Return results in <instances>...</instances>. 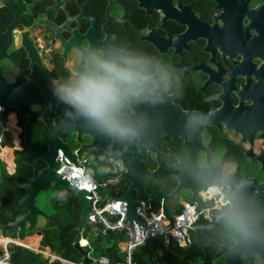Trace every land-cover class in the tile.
Here are the masks:
<instances>
[{
	"label": "flooded vegetation",
	"instance_id": "af4514ba",
	"mask_svg": "<svg viewBox=\"0 0 264 264\" xmlns=\"http://www.w3.org/2000/svg\"><path fill=\"white\" fill-rule=\"evenodd\" d=\"M93 51L138 60L150 77V93L124 110L139 130L131 140L110 135L77 112L78 149L104 139L109 150L127 155L130 168L148 171L143 189L161 192L160 202L183 190L189 197L206 190L223 205L213 213H228L225 223L208 230L209 238L197 236L213 262L223 264L216 246L237 243L243 252L252 251L238 264H264V0H0L3 90L17 94L34 82L75 111L53 89L82 72ZM25 119L12 108L2 124L14 144V166ZM50 122L38 119L32 141L34 128L40 133ZM81 153L87 162L95 157L99 170L114 161L101 149ZM238 217L250 226V235L235 226ZM172 252L186 257L177 248Z\"/></svg>",
	"mask_w": 264,
	"mask_h": 264
},
{
	"label": "water",
	"instance_id": "95a60500",
	"mask_svg": "<svg viewBox=\"0 0 264 264\" xmlns=\"http://www.w3.org/2000/svg\"><path fill=\"white\" fill-rule=\"evenodd\" d=\"M0 77V106L2 108V124H6V114L12 108H15L20 117H25L23 122L24 139L27 144V151L25 153L18 154V157L26 164L32 167V175L25 181H16L19 187L20 194H18L17 205L11 212V217L8 218L0 213V224L3 226L2 231L6 229H16V237L18 243L13 244V252L11 255L12 264H20V254L24 247L22 244L27 237V229L32 223L34 217L38 219L48 220L47 214L36 204L37 196L40 192L51 190L59 193L63 191V205L65 206L71 199L76 200L79 205V220L76 225L70 230L74 234L75 241L71 244H66L61 238H58V252L66 254L70 249L77 250L83 256V263L89 264L92 260L88 257L90 249L86 246L79 244L81 235H88L86 225L93 226L94 229L102 230V225L92 220L89 217L90 214V200L89 191L85 187H76L70 183V179L67 175L58 176L55 173V167L57 163L58 153L61 152L64 158L72 163L77 162V156L83 148L87 149L90 153L95 149L105 150L110 154V159L119 160L123 165L124 170L122 174L113 180V184H119L126 181L128 185L125 187L124 192L116 197L121 201L127 203L128 213L127 220L131 223L140 222L134 214L133 205L135 202L143 203L147 205L151 199L158 201L164 215L168 218L170 225H173V220L166 207V201H161L158 194L161 192L152 191L147 194L143 189V173L148 172L143 168H130L128 165L127 155L120 153L119 151L109 150L107 144L103 142L104 139H100L95 144L92 142L73 151L66 143V138L69 133L76 134V141H79L80 131L82 129L80 121H78L77 110L71 111L64 104L59 103L49 93L48 89L45 91L39 90L34 82H29L21 87L20 93L16 94L15 89H2ZM13 83L12 85H14ZM74 108L73 106H70ZM43 121L51 119V122L46 124L45 127L38 133L35 142L39 145H44L45 148L38 150L34 149V141H32V130L34 124L39 118ZM89 131V130H88ZM89 136H94L93 132L86 133ZM9 140V134L4 132V144ZM43 164V166H40ZM83 171H87V167L81 165ZM160 171H151L152 175H157ZM45 185H48L46 187ZM134 194V196H131ZM188 202L197 203L198 207L202 206L201 202L193 192L187 199ZM227 212H214V220L211 223L204 222L199 218L194 223L196 235L202 232L209 238V229L218 227L221 223H225L224 218L227 216ZM36 234L40 237V241L43 239L41 232L37 231ZM108 234L112 235L113 232L108 231ZM233 237H236L234 235ZM168 247L174 250L172 239H168ZM215 257L222 256L223 264H238L240 256L245 254L249 259L252 257V251L248 250L243 252L235 243L228 248L223 245H218ZM247 253V255H246ZM264 256V251L262 252ZM251 261V260H250Z\"/></svg>",
	"mask_w": 264,
	"mask_h": 264
},
{
	"label": "built area",
	"instance_id": "2783aa9c",
	"mask_svg": "<svg viewBox=\"0 0 264 264\" xmlns=\"http://www.w3.org/2000/svg\"><path fill=\"white\" fill-rule=\"evenodd\" d=\"M36 42L42 46L41 40L36 37ZM2 109L0 107V148L4 140L5 127L1 123ZM15 142V141H14ZM74 149L73 151H77ZM78 163H72L64 158V155L59 152L57 157V163L55 167V173L58 176L67 175L70 179V183L76 187H85L89 191L90 200V214L89 217L102 225V234H107L108 231L113 234L120 232L123 233L124 239L119 242V250L123 254V258L120 261L114 263L110 262L109 259L101 255L99 258H91L89 264H138L134 259V253L139 247H143L148 240L153 238L161 239L164 246L168 247L169 237L172 239V244H177L181 248H185L191 245L192 240L190 237V231L195 229L194 223L201 218L206 223H211L214 220V210H220L222 208V202L219 200L211 199V196L204 189H201L198 193V200L202 206L199 208L197 203L188 202L185 199L178 211L170 213L173 220V225H170L168 218L164 215L161 206L155 209L152 203L144 205L140 202H135L133 205L134 214L138 218V221L131 223L127 220V203L119 199H115L120 196L124 188L116 187L110 195H102L100 190L106 191L110 184H113V180L119 177L124 167L121 165L119 160H114L113 163L108 167L111 173H116L115 176L101 180L89 173L87 167V159L81 152L77 156ZM87 167V171L84 172L81 165ZM96 230V229H94ZM4 239L0 241V264H12L11 255L13 250L11 246L14 243H18L16 239L10 236H2ZM84 240V242H82ZM81 246H86L90 250L92 249L88 237L81 235L79 239ZM40 253L45 254L49 257V261H59L63 264H84L82 261L75 262L71 261L60 254L49 253L42 249ZM150 264H157L151 262Z\"/></svg>",
	"mask_w": 264,
	"mask_h": 264
},
{
	"label": "clouds",
	"instance_id": "9594fccd",
	"mask_svg": "<svg viewBox=\"0 0 264 264\" xmlns=\"http://www.w3.org/2000/svg\"><path fill=\"white\" fill-rule=\"evenodd\" d=\"M138 64L136 59H117L105 57L98 51L90 52L85 69L59 83L53 93L98 128L121 140H131L139 130L131 119L126 118L124 110L131 103L148 99L150 93V77ZM154 85L152 81L151 86ZM234 223L244 236L251 234L250 226L242 218L238 217ZM10 237L17 238L16 235Z\"/></svg>",
	"mask_w": 264,
	"mask_h": 264
},
{
	"label": "trees",
	"instance_id": "16d2710c",
	"mask_svg": "<svg viewBox=\"0 0 264 264\" xmlns=\"http://www.w3.org/2000/svg\"><path fill=\"white\" fill-rule=\"evenodd\" d=\"M21 146L23 147L21 150H17L18 154L25 153L27 151V144L24 141L23 136L21 135L20 139ZM13 143L8 141L3 145L11 146ZM38 143H34V148L36 149ZM18 154H15L16 160V169L10 174L6 171L4 166H2L3 173L0 176V213L3 216L8 218L11 217V212L15 209L18 201V194H20L19 187L17 186L16 181H25L29 176L32 175V167L26 163H24L19 157ZM43 166V164H41ZM95 175V174H94ZM97 178V176L95 175ZM63 199L58 204L56 203V207L62 210V215L65 217V220H60L57 214L49 215L48 221H51V224H54L58 227L57 234L54 239H50L49 237V228L44 227L41 232V236L43 239L40 241V248L50 247L52 250L56 251L59 245L58 238H61L66 244H71L75 241L74 234L70 232V230L76 225L79 218V205L76 203V200L71 199L65 206L62 205ZM152 206L157 209L159 207L158 203H153ZM36 220L40 222L42 219L33 218L31 221V225L28 228L36 229L35 226ZM46 225V224H45ZM1 228V224H0ZM39 229V228H38ZM9 230H4L3 234L8 235ZM27 232V231H26ZM32 234V233H27ZM100 235V234H99ZM112 240V244L110 246L103 247L102 244H98L96 249L99 250L101 255L106 256L110 262L114 263L116 261H120L122 259V255L119 252V242L124 239V235L122 232L119 234H105ZM102 236V235H101ZM38 237L33 239V245H37ZM3 241V240H2ZM203 243L200 240H193L192 244L185 248L181 249L185 258H179L175 254H173L172 250L169 247L164 246V243L161 239L153 238L148 240V242L143 246L136 249L134 253V259L138 264H150L151 262H156L157 264H188V258H193L195 260H199L200 262L205 259V264H219L218 262H213L212 260V252H208L202 247ZM178 249V248H177ZM179 250V249H178ZM58 252V251H56ZM1 253V250H0ZM60 253L63 257L75 261L80 262L82 260V255L75 249H70L66 254ZM20 264H63L59 261H49L45 259L40 252L33 251L29 248H22L20 259Z\"/></svg>",
	"mask_w": 264,
	"mask_h": 264
},
{
	"label": "rangeland",
	"instance_id": "374dc122",
	"mask_svg": "<svg viewBox=\"0 0 264 264\" xmlns=\"http://www.w3.org/2000/svg\"><path fill=\"white\" fill-rule=\"evenodd\" d=\"M38 128L39 127H35L34 128V137H33V139L37 138V135L39 133ZM10 141L12 142V140H10ZM66 143L68 144V146L72 150L77 149L79 147V144L77 143L75 136L72 135V134H70L66 138ZM12 145L13 146H9V147L14 148V144H12ZM7 152L10 153L9 151H7ZM17 153L18 152L15 151L14 155L17 154ZM4 154L6 155V153H4ZM15 162H16V160H15ZM86 165L88 167L89 173L91 175H93V176L96 175L97 178H99L101 180H104L106 178H110L111 176H115L116 175V173H111V171L108 168L99 170L97 168L98 167L97 166V160L95 159V157H91V159L88 160ZM2 166H6V165H4V162L0 160V176L3 173V171L1 170ZM94 173H95V175H94ZM116 187L124 188L125 185H122V184H110L106 191L100 190V192H101L102 195H110L115 190ZM62 195H63V191H59V193L53 192L51 190L40 192L39 195L37 196L36 204L47 214V216L49 214L50 215L57 214L58 218L60 220H62V219L65 220V217L62 215V210L59 209V212H58V208L55 205L56 203L59 204L61 202V200L63 199ZM188 198H189V192L186 191V190H183L179 194V196L177 198H175L173 200H170L168 203H166V207H167V209L169 210L170 213H174V212L179 210V208L181 206V203L185 199H188ZM62 205H63V203H62ZM35 226L39 227V229H43L44 227H48L49 231H50L49 232L50 239H54L56 234H57V231H58V227L56 225L51 224L50 220L46 221V219H44V218L42 219L41 222L39 220H36ZM86 228H87V232H88V235H86V237H88V239L90 241V245L92 247V249L90 250V256L93 259L99 258L101 256V253L99 252L98 249H96V246H98V244H102L103 247L110 246L113 242H112V240H109L110 238L108 236H106L105 234H102V232L100 230H97V229L94 230L93 226L86 225ZM35 230L36 229H34V230L33 229H30V230L27 229V233L30 232V233L34 234V233H36ZM1 233L3 234L4 232L2 231ZM8 235L9 236H15L16 233L14 232L13 229H10L9 232H8ZM197 236L198 235H196L195 229L190 231V237H191L192 242H193V240L194 241L197 240ZM199 237L202 238L203 240H205V236L202 233H200ZM27 241H28V239H27ZM189 246H187V247H189ZM173 247L174 248H178L179 251H182L181 249L187 248V247L181 248V247L177 246V244H175V243L173 244ZM45 248L46 247L41 248V249L45 250ZM48 248L49 249L47 250V252H49V253H57L56 251L52 250L50 247H48ZM119 252L121 253L122 258H123L122 252L120 250H119ZM41 254H43V253H41ZM45 259L49 260V257H46Z\"/></svg>",
	"mask_w": 264,
	"mask_h": 264
},
{
	"label": "crops",
	"instance_id": "0c3cea01",
	"mask_svg": "<svg viewBox=\"0 0 264 264\" xmlns=\"http://www.w3.org/2000/svg\"><path fill=\"white\" fill-rule=\"evenodd\" d=\"M7 146V145H6ZM4 147V146H3ZM2 147V148H3ZM9 147V146H8ZM4 151H3V154H2V156H1V154H0V160L1 161H3L4 162V165H6V166H4V168L6 169V171L8 172V173H10V174H12L14 171H15V169H16V166H14V162H13V156H12V154H11V156H12V159H11V156H9L8 154V149L7 148H4L3 149ZM11 150H12V148H11ZM1 153V152H0ZM4 153H6V155L4 154ZM12 161V162H11ZM1 170H3L2 168H1ZM30 235V236H29ZM33 237H38L39 238V240L37 241V245L36 246H34L33 245V240H31ZM27 239H28V241H27ZM2 240H4V239H2V237H0V241H2ZM16 241H17V238H16ZM23 245H24V247H26V248H29V249H31V250H33V251H37L38 252V250L40 249V237L36 234V233H34V234H27V237H26V240L23 242ZM49 248L48 247H46L45 248V250L47 251ZM44 250V251H45ZM173 251V250H172ZM42 256L44 257V258H46L47 256L45 255V254H42ZM82 262H83V257H82V260H81Z\"/></svg>",
	"mask_w": 264,
	"mask_h": 264
},
{
	"label": "bare ground",
	"instance_id": "6f19581e",
	"mask_svg": "<svg viewBox=\"0 0 264 264\" xmlns=\"http://www.w3.org/2000/svg\"><path fill=\"white\" fill-rule=\"evenodd\" d=\"M10 131H11V130H10ZM4 148H7V149H8V151L10 152V153H9V156H11V147H8V146H4V147L2 148L0 154H1V155L3 154V151H4L3 149H4ZM11 159H12V156H11ZM11 162H12V161H11ZM35 238H36V237H33L31 240H33V239H35ZM82 242H84V240H82Z\"/></svg>",
	"mask_w": 264,
	"mask_h": 264
},
{
	"label": "snow or ice",
	"instance_id": "6c2138e0",
	"mask_svg": "<svg viewBox=\"0 0 264 264\" xmlns=\"http://www.w3.org/2000/svg\"><path fill=\"white\" fill-rule=\"evenodd\" d=\"M85 187H87L88 185H84Z\"/></svg>",
	"mask_w": 264,
	"mask_h": 264
}]
</instances>
